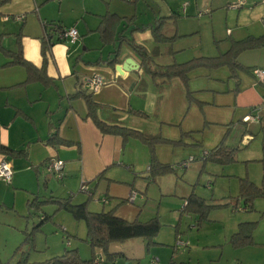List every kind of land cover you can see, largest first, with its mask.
I'll return each instance as SVG.
<instances>
[{
  "label": "crops",
  "instance_id": "1",
  "mask_svg": "<svg viewBox=\"0 0 264 264\" xmlns=\"http://www.w3.org/2000/svg\"><path fill=\"white\" fill-rule=\"evenodd\" d=\"M260 1L244 0L238 9L227 11L234 27L227 28L230 41L226 50L232 41L264 34V5ZM127 2L9 0L0 5V45L13 52L20 49L22 57L38 69L44 65L46 76L43 81L26 82V69L21 65L8 64L12 58L0 51V144L20 151L19 154L0 153V157L5 156L12 167L11 181L5 183L0 180V229L11 231L15 237L5 239L3 249H0L1 264H4L3 261L14 263L10 260L12 256L17 259L15 254H10L13 245H17L23 229L38 224L41 219L36 220L38 215H46L42 212L43 208H50L55 213L54 217L58 214L56 212L61 211L50 202L43 204L39 211L30 208L28 204L34 199L45 201L50 197H70L72 203L86 202L88 210L93 211L92 203L88 201L90 195L75 193L83 182L91 196H106L111 207L109 210L114 209L117 216L133 220L138 219L142 212L134 204L138 199L137 192L133 202L127 201L134 189L130 183L136 182L134 176L137 172L133 170L139 167V160L135 157L136 143L128 141L124 146L125 140L121 136L102 133L91 118H85L87 107L84 99L72 95L78 91L92 94L97 105V117L108 125L141 130L152 113L165 122L178 119L184 106L183 88H190L189 77L186 84L177 77L171 78L172 84H168L170 79L150 76L159 92L146 93L147 71L141 56L127 46L125 39L104 42L101 37V30H104L102 19L109 13L123 17L118 30H122L124 38L144 48L149 55L147 65L151 69L152 65L158 64L155 61L157 56L176 52L177 49L172 50L173 45L183 46H179V39L175 41L176 37L183 38L188 34L184 30L187 19L179 17V14H189L188 10L194 11V8L189 3L186 9L184 6V10L176 12L171 0ZM142 16L147 20L137 23ZM161 18L160 32L173 38L157 42L151 24L150 28L145 25L152 19L158 21ZM71 26L78 31L76 41L58 40V32ZM47 39L48 47L43 54L42 46ZM118 47L121 54L114 64H110ZM126 58L133 59L138 68L129 70L130 66H126V70H117L116 65L124 63ZM237 59L243 66L264 68V47L244 50ZM93 73L99 74L104 82L97 92L84 89L82 85L83 79ZM230 75L216 78L219 82L217 88H208L207 92L213 94L211 99L210 94L207 98H199L198 91H205L204 88L187 91V98L195 100L191 105L195 118H199L197 112L202 109L205 117L220 124L230 122L264 127V85L259 84L250 71L236 69L234 76ZM134 95L146 97V102L139 104L137 96L136 102H133ZM135 110L145 114L134 113ZM187 113L184 120H189ZM246 115L259 119L245 122L243 118ZM146 131L153 133L154 129ZM250 136L245 134L243 139L250 140ZM51 158L63 161L61 179L45 168ZM149 191L147 187L146 193ZM62 231L67 230L62 227ZM182 245L176 246L179 248ZM110 251L121 252L122 257L129 259L123 244L112 243ZM27 253L23 258L33 263L27 259ZM152 261L150 264H153ZM245 261L242 264H246Z\"/></svg>",
  "mask_w": 264,
  "mask_h": 264
},
{
  "label": "rangeland",
  "instance_id": "2",
  "mask_svg": "<svg viewBox=\"0 0 264 264\" xmlns=\"http://www.w3.org/2000/svg\"><path fill=\"white\" fill-rule=\"evenodd\" d=\"M119 1L128 3L127 0ZM171 1L176 12L181 11L184 4L186 9L189 3L194 11L188 10L189 14H179V17L187 19L184 30L188 34L183 38H175V41H181L179 46H183L173 45L172 50L177 49L176 52L157 56L156 63H182L200 56L215 57L226 51L230 41L226 31L227 28L234 27L231 19H228L227 11L231 9L228 5L237 2L236 0ZM230 15H233L232 12ZM146 20L147 18L142 16L137 23L141 24ZM162 22L163 18L158 21L152 19L145 26L150 28L151 24L152 29L160 25L161 28ZM158 64L152 65L151 69L155 70ZM147 73L144 84L147 86L146 93L158 94L159 91L150 80V73ZM228 73H231L230 69L223 66L197 67L189 72L188 83L191 89H205L198 91L200 99L209 97L208 94L211 99L213 94L207 92L208 88H217V79L229 75ZM172 81L170 79L168 84H172ZM190 88H183L184 106L178 119L165 122L152 113L148 116L149 120L143 123L142 129L138 130L160 136L161 139L151 145L153 153L149 145L136 138L128 137L124 141V146L128 141H134L137 146L135 157L139 160V167L133 170L137 172L134 176L135 184H130L138 194L134 204L142 210L138 220L146 221L156 215L160 229L154 237H138L119 243L123 244L125 255L129 256V259L121 256L116 260V264H150L152 260L156 261V264H242L243 260H246V264H264V196L253 195L248 204L240 193L244 179L257 188H264V127L258 124L253 126L230 122L220 124L208 119L210 117H205L202 109L197 112L199 118H195V110L191 111L195 100L187 98ZM136 96H133V102H136ZM137 98L139 104L141 101L143 104L146 102V97ZM186 113L189 120H184ZM149 128L154 129L153 133L146 131L150 130ZM245 134L252 135L248 143V140L243 139ZM221 144L235 148L233 160L219 163L201 159L204 151L210 152ZM152 156L156 163L166 165L164 172L151 174L148 168ZM189 157L195 159L189 162L186 168L179 167L180 162ZM147 187L150 189L148 193ZM75 193L82 195L79 187ZM190 195L203 199L206 208L202 212L183 209ZM102 198H105L106 202H102ZM88 201L92 203L91 209L95 212L111 208L106 196L93 195ZM42 210L49 218L44 221L40 230H35L30 225L23 229L21 237L16 241V247L13 245L10 253L15 254L17 259L8 256L13 264H17L26 252L27 259L34 264H42L47 258L72 248L78 249L81 258L91 256V248L84 240L86 227L83 220L75 219L65 210L56 212L58 214L55 217L50 208ZM202 213L203 217L199 221ZM39 217L38 215L36 220ZM241 223L249 225L247 229L252 230L251 238L248 244L236 246L232 235ZM62 227L67 231H62ZM11 234V231L0 229V249H3L7 237L15 238ZM64 238L70 240V245H66ZM178 240L183 244L179 248L176 246ZM57 249V253H53ZM95 252L103 254L100 249ZM3 263L8 264L5 261Z\"/></svg>",
  "mask_w": 264,
  "mask_h": 264
},
{
  "label": "trees",
  "instance_id": "3",
  "mask_svg": "<svg viewBox=\"0 0 264 264\" xmlns=\"http://www.w3.org/2000/svg\"><path fill=\"white\" fill-rule=\"evenodd\" d=\"M9 0H0V5L8 2ZM123 20V17H119L116 14H106L103 16L102 23L104 30H101V37L104 42L110 43L115 40L123 41L133 51L137 52L145 65V69L152 77H161L164 80L171 78H179L183 83H187L188 74L192 69L197 67H221L227 66L231 75L234 76L236 69L252 72L254 68L243 66L237 59L238 55L247 49L264 47V34L259 36H246L243 39L235 40L231 42L230 47L223 53L215 57H195L191 58L182 63H170L166 65H159L155 70H152L147 65L149 55L146 53L142 46L136 45L132 40H128L122 36V30H118V27ZM152 33L155 41L161 42L163 40H170L173 37H166L160 32V25L152 28ZM49 38V37H48ZM48 39L44 41L42 46V53L44 54L45 49L48 47ZM120 47L115 50V57L109 61L110 64H114L119 57ZM0 51L12 58V61L8 64L21 65L26 69L27 81L40 80L43 81L46 77L44 74V65L41 68H36L32 63L25 60L22 57L21 50L9 51L0 45ZM85 89V88H84ZM72 96H80L84 99L87 107L85 118H91L95 126L104 134L119 135L124 140L128 137H133L151 147L150 151L153 153L152 144L153 142L159 141L161 138L158 135H149L138 130L130 129L127 127H121L117 125H108L101 121L96 115V102L92 98V94L86 93L85 91H78ZM134 113L145 114L144 112L135 110ZM235 148H228L221 144L217 145L210 152L205 151V155L201 157L202 160H211L214 162L224 163L234 159ZM0 153L19 154L20 151H13L12 149L0 144ZM195 158L193 157V160ZM166 165L163 166L160 163L155 162V158L152 156L151 164L148 170L151 174H157L166 170ZM243 179H241L242 181ZM240 193L245 197V203L249 204L250 198L253 195L264 196V188H257L253 183L243 180L240 187ZM54 203L57 205V210H65L70 213L75 219L83 220L86 227L85 241L88 242L91 248V256L89 258H81L77 248L65 249L60 255L54 256L42 262V264H94L96 257V249L102 251L104 261L102 264H115V260L123 256L121 252H111L110 245L112 243H122L126 240L143 237L151 238L158 234L160 229V222L158 217L155 215L146 221H140L137 218L133 220H126L115 214L114 209L101 210L93 212L88 210L86 202L74 204L71 202L70 197L66 198H48L45 201H38L34 199L28 205L30 208L38 210L45 203ZM206 206L204 205L203 199L190 195L185 202L183 207L186 211L202 212ZM203 213L199 221L202 219ZM49 216L43 215L38 224L33 225L35 230H38L39 226L44 223ZM246 223H241L238 230L233 233L232 240L236 246L246 245L249 243L251 238L252 230L248 231ZM251 228V227H250ZM17 264H34L28 263L25 258L17 262Z\"/></svg>",
  "mask_w": 264,
  "mask_h": 264
},
{
  "label": "built area",
  "instance_id": "4",
  "mask_svg": "<svg viewBox=\"0 0 264 264\" xmlns=\"http://www.w3.org/2000/svg\"><path fill=\"white\" fill-rule=\"evenodd\" d=\"M260 2L262 5H264V0H261ZM243 4H244V0H240L236 3L228 5V8L238 9ZM185 5L186 4H184V6ZM184 6H183V10H184ZM4 19L6 20L7 17H4ZM77 38H78V33L75 27L62 28L58 32V40L60 41H67L69 43H74ZM252 74L259 84L264 85V68L256 67L253 69ZM103 83L104 82H103L102 77L97 73H93L91 76L85 77L82 81L83 87L93 92H97L98 89L103 85ZM258 119L259 118L257 117L246 115L243 118V121L245 122L258 121ZM205 153L206 152L204 151L203 155H205ZM191 161H193V157H189L187 160H183L182 162H180L179 167L185 168L188 166V163ZM45 168L48 173L54 175L56 178L61 179L63 177V172H62L63 161L62 160L51 158L45 164ZM11 178H12V167L10 163L8 162L7 158L5 156H1L0 157V180L5 183H9L11 181ZM79 192H83L91 196L90 190L83 182L79 186ZM135 197H136V192L132 190L130 191L127 201L133 202ZM101 201L106 202V199L102 198ZM40 217L42 218L43 216H40ZM66 240H67L66 243L69 245V239H66ZM179 244H181L180 240L177 241L176 245H179ZM103 261H104L103 255L101 253H97L94 259V264H102ZM152 263L154 264V261H152Z\"/></svg>",
  "mask_w": 264,
  "mask_h": 264
},
{
  "label": "water",
  "instance_id": "5",
  "mask_svg": "<svg viewBox=\"0 0 264 264\" xmlns=\"http://www.w3.org/2000/svg\"><path fill=\"white\" fill-rule=\"evenodd\" d=\"M126 66H130L129 70H135L138 68V65L136 66L135 61L131 58H126L124 63L116 65L115 68L122 71L127 69ZM39 216H43V214H40Z\"/></svg>",
  "mask_w": 264,
  "mask_h": 264
}]
</instances>
